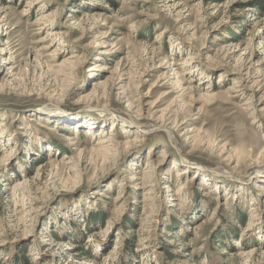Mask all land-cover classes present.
I'll return each instance as SVG.
<instances>
[{
  "label": "rangeland",
  "instance_id": "obj_1",
  "mask_svg": "<svg viewBox=\"0 0 264 264\" xmlns=\"http://www.w3.org/2000/svg\"><path fill=\"white\" fill-rule=\"evenodd\" d=\"M0 264H264V0H0Z\"/></svg>",
  "mask_w": 264,
  "mask_h": 264
},
{
  "label": "bare ground",
  "instance_id": "obj_2",
  "mask_svg": "<svg viewBox=\"0 0 264 264\" xmlns=\"http://www.w3.org/2000/svg\"><path fill=\"white\" fill-rule=\"evenodd\" d=\"M129 100V99H128ZM155 128L154 129H157V128H162V127H164L165 129H167L169 132H170V134H173V132H172V130H174L173 129V127H167V126H165V124L164 125H156V126H154ZM144 133V132H143ZM69 136V135H68ZM69 138V137H68ZM70 139V138H69ZM71 141V140H70ZM111 141H113V137H111V136H103V137H99L98 139H97V143H96V145H98L99 146V148H102V147H104L105 146V144H108V143H111ZM133 141V140H132ZM140 141V140H139ZM132 143V142H131ZM109 145V144H108ZM108 145H107V147H108ZM120 198L121 197H116L115 198V200H120ZM152 210V209H151ZM158 206L156 205V206H154L153 207V210H152V216L153 217H156L158 214ZM150 218V217H149ZM143 219V221H144V223H142V228H141V230L143 231V232H146V229H145V225H146V220H147V217H143L142 218ZM148 231V230H147Z\"/></svg>",
  "mask_w": 264,
  "mask_h": 264
},
{
  "label": "trees",
  "instance_id": "obj_3",
  "mask_svg": "<svg viewBox=\"0 0 264 264\" xmlns=\"http://www.w3.org/2000/svg\"><path fill=\"white\" fill-rule=\"evenodd\" d=\"M133 228H135V226H133Z\"/></svg>",
  "mask_w": 264,
  "mask_h": 264
}]
</instances>
